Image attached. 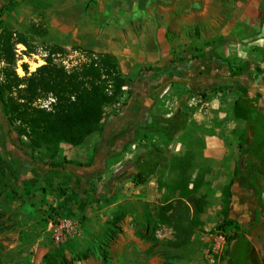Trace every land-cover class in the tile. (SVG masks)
Returning <instances> with one entry per match:
<instances>
[{
	"label": "crops",
	"instance_id": "obj_1",
	"mask_svg": "<svg viewBox=\"0 0 264 264\" xmlns=\"http://www.w3.org/2000/svg\"><path fill=\"white\" fill-rule=\"evenodd\" d=\"M54 6L56 38L113 54L129 86L119 111L106 114L102 135L94 132L77 146L60 145L55 161L85 163L100 143L91 167H49L46 157L18 153L23 158L18 192L7 214L9 231L0 234V264H202L198 257L175 262L174 248L161 249L160 224L143 219L145 207L163 205L164 183L175 173L171 157L182 158L192 149L191 117L183 118L170 141L146 126L155 118L175 120L166 113L171 103L158 97L176 84L191 86L196 102L208 80L216 85L225 80L220 58L212 56L209 66L204 56L230 42L233 53L246 56L254 42L264 43L259 35L264 0H54ZM176 100V109L186 108L183 114H207ZM206 148L222 151L217 144ZM146 161L156 163L155 171L135 184L134 167ZM117 213L120 221L114 223ZM58 216L72 221L76 233L54 247L49 225ZM154 228L155 238H147Z\"/></svg>",
	"mask_w": 264,
	"mask_h": 264
},
{
	"label": "trees",
	"instance_id": "obj_2",
	"mask_svg": "<svg viewBox=\"0 0 264 264\" xmlns=\"http://www.w3.org/2000/svg\"><path fill=\"white\" fill-rule=\"evenodd\" d=\"M15 5L14 0H5L0 7V13L10 12ZM263 33H259L261 35ZM24 43L27 39L19 35L13 42V33L6 29L0 21V127L4 124L16 141L28 149H45L48 154L49 167H65L74 165L80 168L91 167L94 153L99 149L100 143L93 148V155L88 162L62 158L55 161L60 153L62 143L71 146L80 145L84 139L98 132L102 135L106 108L117 104L123 97L124 88L129 86V80L121 73L117 58L108 52H95L81 46H72L73 51L79 55L78 60L70 68L62 63L53 61V54L65 53L64 48L52 44L48 49L45 64L36 68L29 76L20 77L13 68L14 43ZM25 67V66H24ZM251 74V64L244 61L241 65L225 72V82L231 81L233 89L238 92L234 100L232 114L234 118L243 122L238 135V148L240 152L250 156L252 161L246 182L251 183L256 174L264 175V116L256 107V101L249 95V86L246 80ZM260 77V76H259ZM258 77V79H259ZM261 78V77H260ZM205 97V94H200ZM52 96V101L46 105L38 103L40 98ZM250 114H256L255 117ZM155 122L146 126L152 132L161 133L170 141L181 130V119L155 118ZM245 121V123H244ZM2 137L0 132V138ZM13 153H22L19 144L12 139ZM0 148V181L11 188L10 199H15V184L20 179L18 160ZM186 154L182 158L172 157L171 168L175 172L169 177L165 186L164 209L169 211V217L176 228L177 214L182 208L188 217V225L197 224L198 214L201 211L196 193L200 185L198 176L186 164ZM135 184L145 183L154 173L156 163L146 161L134 167ZM238 164L233 173L240 178ZM232 178L225 186L231 191L234 183ZM191 185V186H189ZM230 189V190H229ZM200 194L198 199H201ZM230 201L225 200L223 217L216 224V231L222 233L227 241L224 254L228 264H254L252 260L253 245L241 226L229 218L226 212ZM169 220V218H168ZM184 233L189 232V228ZM177 229V228H176ZM179 229V227H178ZM181 229V228H180ZM55 264V261H53ZM61 264H66L62 262Z\"/></svg>",
	"mask_w": 264,
	"mask_h": 264
},
{
	"label": "rangeland",
	"instance_id": "obj_3",
	"mask_svg": "<svg viewBox=\"0 0 264 264\" xmlns=\"http://www.w3.org/2000/svg\"><path fill=\"white\" fill-rule=\"evenodd\" d=\"M4 1L0 0V7ZM14 2L15 5L10 12L0 13V21L6 29L13 33V42L20 34L28 42V46L19 42L13 45V68L17 75L20 77L29 76L36 68L45 64L48 49L52 44H57L65 50V53L52 55L54 62L62 63L68 68L75 64L79 58L78 53L72 49L75 44L56 38L59 29L56 25L54 0H14ZM262 33L264 34V28ZM232 43L230 42L228 47L221 46L215 53L204 56V58L209 66H211L212 56L220 58L222 62L219 73L223 74L228 67L234 69L244 61L250 62L251 74L246 80L249 86V95L256 101L258 109L264 116V43L254 42L251 45L252 52L246 56L233 53L234 48L230 46L233 45ZM210 81L208 80L209 84L201 92V94H205V97L198 96L196 102L192 101L196 95L192 90L193 88L179 84L170 88V91L159 94L158 97L159 100L165 99L171 103L166 113L174 114V116L172 115L173 118L181 119L183 122V118L191 117L188 123V132H190L189 142L192 149L187 152L186 161L190 162V171L193 172L194 176H198V184L200 185L196 193V198L201 207L197 224L188 225V218L191 217L192 210L187 217L184 210L180 208L177 214L178 220L175 223L177 229L174 228L169 217V211L164 209L165 205H161L157 209L145 207L143 219L149 224H160L159 238L163 245L161 249L174 248L176 250V254L173 255L175 262L182 263L184 259L188 258V261H191L192 257H198L202 264H228V258L224 254L227 247L226 239L225 243L219 242L216 251H212V246L217 243L215 238L220 234L215 228L223 217L224 202L229 200L230 203L226 207L228 217L235 220L251 240L254 264H264V175L256 174L249 184L245 179L248 173H246L245 167L241 165L239 170L241 178L235 177L233 169L236 164L242 163V159L238 157V135L243 127V122L234 118L230 108L238 92L233 89L231 81H221L218 85L213 80L211 81L213 83ZM50 98L52 96L40 98L38 103L45 104L50 101ZM122 98L114 106H108L106 114H114L119 111L118 109L125 102V99L122 100ZM179 98L182 99L183 103L185 102L190 111L198 108L207 114H200V118L195 117V114H183L182 112H186V108L182 109L180 105L176 109L175 102ZM1 119L0 115V122ZM0 132L2 135L0 148L4 152L11 150L12 153L10 152V154L17 160L23 159L18 152L13 153L15 148L11 147L13 146L11 139L15 143H19L15 138L13 139L5 124L0 127ZM157 143L159 144V141ZM209 143L221 146L222 151L215 153L207 150L206 147ZM19 146L22 155L25 157L43 158L48 154L44 148L31 150L24 146L21 147L20 144ZM162 157L169 158L168 155H162ZM115 174H120V171L118 170ZM232 178L235 181L231 186V191H228L225 186ZM166 182L167 180L164 185ZM10 190L11 188L0 181V234L3 235L8 233L10 228V226L9 228L6 226L11 220L10 216L7 217L8 213L11 214ZM200 194H203V197L198 199ZM162 200L164 204V198ZM254 207L258 208L259 211L255 220ZM153 211L154 214H152ZM119 214L117 213L114 217V223L120 221ZM187 226H191V228H189V232L184 233ZM156 233L154 228L146 232V237L155 238ZM51 243L53 244L52 241ZM54 247L57 246L54 245Z\"/></svg>",
	"mask_w": 264,
	"mask_h": 264
},
{
	"label": "built area",
	"instance_id": "obj_4",
	"mask_svg": "<svg viewBox=\"0 0 264 264\" xmlns=\"http://www.w3.org/2000/svg\"><path fill=\"white\" fill-rule=\"evenodd\" d=\"M52 100L53 99L50 98V101ZM48 102H46L44 105H46ZM75 233H76L75 224L66 217L58 216L49 225L50 239L53 242V244L57 247L67 239L74 236ZM215 240L217 241V243L214 246H212V251H216V249L219 247V242L225 243V236L222 233H220L217 235Z\"/></svg>",
	"mask_w": 264,
	"mask_h": 264
},
{
	"label": "flooded vegetation",
	"instance_id": "obj_5",
	"mask_svg": "<svg viewBox=\"0 0 264 264\" xmlns=\"http://www.w3.org/2000/svg\"><path fill=\"white\" fill-rule=\"evenodd\" d=\"M256 105V107L258 108V106H257V103L255 104ZM255 115L256 114H250V116H253V117H255ZM244 123H245V121H244ZM238 157H239V159H242V163L240 162L239 164H238V166H239V169H241V165L242 166H244L245 167V170H246V173H249V171H250V168L252 167L251 165H250V162L252 161V159L250 158V156H248L247 154H244L243 152H240V150H239V154H238ZM238 174H239V172H238ZM240 176V175H239ZM240 178H241V176H240ZM253 211H254V220L257 218V215H258V208H256V207H254L253 208Z\"/></svg>",
	"mask_w": 264,
	"mask_h": 264
}]
</instances>
